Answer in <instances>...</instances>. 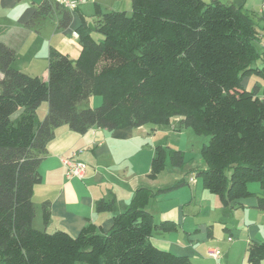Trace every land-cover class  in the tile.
Instances as JSON below:
<instances>
[{
    "label": "trees",
    "instance_id": "1",
    "mask_svg": "<svg viewBox=\"0 0 264 264\" xmlns=\"http://www.w3.org/2000/svg\"><path fill=\"white\" fill-rule=\"evenodd\" d=\"M131 3L129 13L104 11L96 2L92 25L81 14L78 57L51 47L47 80L15 68L16 50L0 40V264H193L151 241L154 231L178 226L171 220L155 223L147 209L184 180L165 188L138 187L107 231L90 221L76 236L34 227L40 165L63 125L84 134L92 127L112 131L179 117L182 127L210 136L202 147L206 167L197 170L203 187L225 207L257 196L264 209V197L250 189L258 183L264 191V97L257 84L252 90L244 86L248 77L264 79V36L254 19L242 6L221 0ZM56 12L59 28L69 27L73 10L57 0H43L28 25ZM7 30L0 26V36ZM95 32L103 39L96 40ZM93 95L102 96L101 105L81 108ZM44 101L48 112L40 120ZM170 160L180 167L185 155L171 150ZM165 161L160 149L151 177ZM95 207L113 210L114 201L101 199ZM42 210L47 225L50 202ZM263 259L264 242L250 244L248 263Z\"/></svg>",
    "mask_w": 264,
    "mask_h": 264
},
{
    "label": "crops",
    "instance_id": "2",
    "mask_svg": "<svg viewBox=\"0 0 264 264\" xmlns=\"http://www.w3.org/2000/svg\"><path fill=\"white\" fill-rule=\"evenodd\" d=\"M77 1L78 6L73 10L71 25L67 28H59L61 15L58 12L54 16L39 20L35 25H28L36 7L43 0H0V26L8 27L6 33L0 36V40L16 50L15 68L47 80L51 47L68 54L73 59L78 57L81 45L78 36L74 33L81 24V14L92 25L96 2L104 11L118 10L125 1L131 2V0ZM221 1L242 6L254 19L264 36V0ZM25 49L26 52L22 55L23 61L18 66L21 51ZM40 64L44 66V69H41L42 75L38 73ZM245 80L244 86L248 88L247 82L252 78L248 77ZM255 82L262 95L264 79ZM138 128L141 129L143 126ZM140 134L132 127L112 131L92 127L84 134L70 129L67 125L57 128L56 137L49 144L48 154L40 165L43 181L35 187L33 196L35 199L36 195H39L41 204L45 201L50 202V220L44 225V229L48 231L52 225L76 236L90 221L104 231L109 230L114 215L122 212L129 204L135 190L143 186V181L139 180L143 177V137L141 138ZM118 145L134 148V153L139 152L133 159L135 165L131 167L135 170H130V166L125 164L119 166L118 163H111L114 160L112 155ZM137 157L138 161H135ZM67 158H74L88 165L85 178L67 177V168L63 161ZM191 178L193 177L188 178V175H184L169 184H160L159 178L153 180L150 187L154 189L169 187L181 180H184V184L159 194L147 207L155 223L171 220L178 226V229L172 232L154 231L151 241L161 249L176 255L188 256L193 264H203L199 249L203 244L211 245L215 242L213 223L224 224V231L228 233L227 240L234 242L232 230L234 224L230 220H232L231 216L237 214L240 217L239 222L245 227L248 226L244 232L245 237L240 242L244 244L245 249L241 264H249L247 261L249 245L254 242H264V209L259 208L258 197L242 198L225 207L218 195L210 193L202 183L198 184L195 178L193 180ZM250 189L258 196L264 197V191L260 188L252 189L250 185ZM101 199L107 202L114 201L113 210L97 211L96 201ZM153 201L156 206L153 204L151 206ZM214 216H221L223 219L215 221ZM240 223L235 226H239ZM232 247L236 245L233 244ZM212 249L216 248L208 247L209 251Z\"/></svg>",
    "mask_w": 264,
    "mask_h": 264
},
{
    "label": "rangeland",
    "instance_id": "3",
    "mask_svg": "<svg viewBox=\"0 0 264 264\" xmlns=\"http://www.w3.org/2000/svg\"><path fill=\"white\" fill-rule=\"evenodd\" d=\"M210 1V0H206ZM120 10H127L129 13L132 12V3L125 1L122 6L119 8ZM96 40L103 39V35L100 33H94ZM260 46H263L264 43L259 44ZM26 52L25 50L21 51V58L18 60L17 64L18 66L21 65L23 58L22 55ZM40 69L38 72L40 75H42L44 66L42 64L39 65ZM252 80L247 82V89L252 90L254 89V85L256 84V80L263 81L262 78L253 76L251 77ZM246 81V80H245ZM244 81V83H245ZM264 97V95H261ZM102 103V96L100 95H93L87 100L86 103L82 104L80 107H98ZM22 109L17 111L13 115V119H16L19 117ZM48 112V102L44 101L39 109L37 110V115L40 120L44 119ZM179 119V118H178ZM176 117L171 119L170 123L167 124H160V125H154L151 123H148L146 125H143V128L139 129L138 127L134 128V130H138L140 132V137H143V177H141L139 180L143 181V186H151L153 180L158 179L161 180L160 184H169L176 179H180L184 175H188V178L191 176L197 180L198 184L202 183V180L200 177L197 176V168H203L206 167V162L203 158L202 154V147L204 144L209 142L210 136L208 134H201L198 133L193 127H182L180 124V121H178ZM141 127V126H140ZM136 142V141H134ZM160 149H163L165 152V166L160 171V173L157 175L156 178L151 177V164L154 157L158 155V152ZM171 150H181L183 151L185 155V160L183 166L177 167L173 166L170 160V151ZM134 148L125 147L124 145L121 147L118 145L117 150L113 153L114 160L111 163H118V165H128L130 166V170L134 162V157L136 154H139V152L134 153ZM141 152V151H140ZM135 161H138V157L135 158ZM160 175V177H159ZM161 178V179H160ZM79 179V178H78ZM192 179V178H191ZM178 181V180H177ZM252 189H258L259 184L258 183H252L251 184ZM34 202H36V217L34 220V227L37 229H44L43 224V210H42V204L41 199L39 198V195H36V198L33 199ZM154 206L155 203H151ZM224 206V205H223ZM241 212V211H239ZM233 215V214H232ZM216 219L215 221H218V219H223L221 216H214ZM230 220L234 227H232L233 230V238L234 242H229L227 240L228 233L224 231V224L219 222H214L215 225L214 228V235L213 239H215L214 243H211V245H207V243L202 245V247L199 249V252L201 254L202 263L203 264H217L218 262L221 264H241L242 260L245 256V249L244 244L240 242V240L244 239V232L247 230L244 224L242 222L240 223V217L237 214H234L231 216ZM227 221V219H226ZM239 226H235L236 224H239ZM56 230H59L58 228L52 227L50 225L48 231L54 232ZM236 245V247H232V245ZM212 246L216 249H219L220 251V259L217 260L215 257H213L210 254V251L208 250V247ZM230 260V261H229ZM262 264H264V259L262 260Z\"/></svg>",
    "mask_w": 264,
    "mask_h": 264
},
{
    "label": "built area",
    "instance_id": "4",
    "mask_svg": "<svg viewBox=\"0 0 264 264\" xmlns=\"http://www.w3.org/2000/svg\"><path fill=\"white\" fill-rule=\"evenodd\" d=\"M59 3H61L62 5H64L66 8H69L71 10H74L77 8L78 6V1L77 0H57ZM76 36H78V33L75 32L74 33ZM76 155V154H75ZM64 164L67 168V177L69 179L72 178H79V179H83L86 177L87 175V169H88V165L80 160L74 159V158H67V159H63ZM193 180V178L191 179ZM232 238H229V240H231ZM210 254L215 257L217 260L220 259V251L219 249H212L210 251ZM217 264H221V263H217Z\"/></svg>",
    "mask_w": 264,
    "mask_h": 264
}]
</instances>
